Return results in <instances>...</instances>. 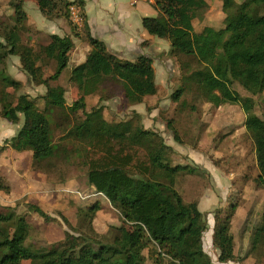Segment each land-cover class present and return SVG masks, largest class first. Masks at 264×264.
<instances>
[{
    "label": "trees",
    "instance_id": "trees-1",
    "mask_svg": "<svg viewBox=\"0 0 264 264\" xmlns=\"http://www.w3.org/2000/svg\"><path fill=\"white\" fill-rule=\"evenodd\" d=\"M35 1L47 18H69L67 9L76 3L85 19L83 0ZM24 2L15 3V25L8 27L4 40H0V66L5 67L10 56H18L22 70L36 85H45L47 91L37 97L27 93L16 96L23 83L0 70V116L13 124L21 123L22 118L17 134L6 139L5 146L31 150L35 166L41 167L46 161L66 154L68 159L77 152L76 148L54 142L52 107L75 112L85 102L80 98L67 106L66 88L51 86L44 75L43 67L54 62L53 79L68 67L69 52L74 47L72 37L51 34L38 50L25 44L21 36V23L27 17ZM155 6L159 15L143 17V27L151 35L169 40L172 54L195 63L188 73L190 64L183 62L184 82L195 85L218 106L239 104L245 111V126L251 133L260 170L257 183L264 187V119L254 112L252 97L233 89L238 83L252 95L264 94V0H224L225 27L205 26L202 30L196 29L194 20L208 8L207 0H156ZM84 33L92 50L83 63L71 70V83L92 95L115 82L131 105L158 93L152 56L120 59L102 40L92 36L87 24ZM182 93L180 89L174 97L179 99ZM84 113L85 118L74 124L65 138L89 147L82 148L87 181L119 211L121 224L112 227L113 236L101 234L94 226L101 206L95 203L79 207L76 223L63 215L68 229L61 241L46 251H27L32 222L29 215L8 206L6 211H0V264H145L144 251L148 247L154 251L152 264H216L204 246L208 215L198 202H186L176 188L178 176L193 169L187 164H171L173 147L157 131L144 127L141 113L133 111L130 118L112 123L105 119L101 106ZM7 188L0 177V190ZM27 206L46 221H56L40 206L30 202ZM232 207L231 215H215L212 243L219 250L221 263L241 259L235 254L232 225L238 205ZM247 255L255 257L257 264H264V207Z\"/></svg>",
    "mask_w": 264,
    "mask_h": 264
},
{
    "label": "rangeland",
    "instance_id": "rangeland-1",
    "mask_svg": "<svg viewBox=\"0 0 264 264\" xmlns=\"http://www.w3.org/2000/svg\"><path fill=\"white\" fill-rule=\"evenodd\" d=\"M207 1L208 8L194 20L196 29L202 30L205 26H212L216 29L225 27L227 14L224 9V0ZM16 2L17 0H0V40L2 41L8 27L15 25ZM144 2V6H142L144 14L147 16L159 15L155 4ZM72 8H76L75 10L79 13L76 14L79 16H82V13L76 3L67 9L69 18L65 19L76 30V27L81 24H79L80 21L74 19ZM23 9L27 17L21 23L22 40L25 44L33 45L38 50L49 40V35L44 33L42 24H37L34 21L38 20L36 11L37 13L41 11L35 0H25ZM65 10L66 7L63 12ZM154 37L160 39L155 35ZM160 51L163 53L162 55L159 53ZM160 51H151L157 58L155 68L160 76L159 91L156 95L147 97L140 104H129L123 88L115 82H109L98 92L87 95L77 84L71 83V88L68 87L70 69L65 70L62 73L64 77L57 80V85L65 84L68 88L64 96L67 106L74 104L80 98L84 99L85 106L75 112H70L66 108L63 110L52 107L50 114L54 127V142L56 144L61 142L69 149H77V152L72 153L68 159L66 154L43 163L42 167L50 171L51 179L46 187L48 188L47 196L43 203L36 199V195L31 196V200L38 204L41 203V208L56 221H46L38 213L30 212L27 206L28 201L25 198L27 196L15 203L13 199L7 202L0 199V202L4 203H0L3 205L0 206V211H6L8 206L4 205L9 203L14 204L12 207H16L17 213L29 215L33 229L26 241L25 250L38 252L51 249L61 241L68 229L62 219L63 215L76 222V209L70 207L78 204L87 206L95 201L89 198L92 190L86 180L87 167L82 153L87 145L77 141L73 143L71 138L65 137H68V130L74 124L85 118V111L101 106L102 114L111 123L130 118L133 111L141 113L145 128L157 131L166 143L170 141L177 146L178 149L173 148L174 152L170 154L171 164H187L193 171L187 170L180 174L176 188L186 202H198L199 208L208 215L209 230L204 235V246L216 264H221V262L216 258L218 249L212 243L215 215L217 212L221 218L227 214L231 215L234 212L232 206L238 205L233 219V232L239 258L245 255L248 237L251 238L254 228L260 223L264 207V187L257 183L260 170L251 133L245 126L246 113L239 104L224 103L218 106L210 102L195 85L186 84L183 80L186 73L182 67L183 62L190 64L188 73L196 67L195 63L187 57L172 54L170 51L167 54L165 49ZM9 58L5 67L0 66V70L6 74H8ZM43 69L45 77L54 81L55 79L50 75L55 70V62L54 65L44 66ZM166 71L169 73V78ZM1 89L2 83L0 91ZM180 89L183 90V93L179 99H176L174 94ZM233 89L240 92L242 96L252 97L255 102L254 112L264 119V94L252 95L238 83L233 85ZM23 91L24 86L15 95L17 96ZM40 104V107L43 108L44 104L42 102ZM87 148L89 147L87 146ZM196 150L198 151L196 152ZM28 152L32 155L31 151ZM190 154L195 159L190 158ZM210 160L224 173V183L212 176L204 166ZM67 178L73 180L64 184L62 180ZM37 181L39 182V180ZM5 183L8 185L6 181ZM35 190L43 191L41 187H36ZM244 216L245 220H243ZM121 221L119 212L107 203L97 215L95 226L99 233L110 237L115 234L112 227L121 224ZM144 253L147 256L145 264H152L151 257L154 253L152 247L145 249ZM252 260L249 258L247 263H253Z\"/></svg>",
    "mask_w": 264,
    "mask_h": 264
},
{
    "label": "crops",
    "instance_id": "crops-1",
    "mask_svg": "<svg viewBox=\"0 0 264 264\" xmlns=\"http://www.w3.org/2000/svg\"><path fill=\"white\" fill-rule=\"evenodd\" d=\"M83 1H84L85 19L83 18L84 23H82L79 27L77 26L76 30H74L70 26L69 22L64 17L46 18L41 14V12L37 13L36 11L35 13L36 16L38 17V20L37 21L34 20V21L37 24L38 23L42 24L43 31L45 34L48 35L58 34L60 36L70 35L72 37L74 41V47L69 52V65L65 70L67 69L72 70L73 67L83 63L86 60L90 51L92 50L90 43L85 38V33H84L85 24L88 25L92 36L102 40L106 44L108 50L112 54L119 57L120 59L135 60L140 55L153 56L151 51L156 52L160 50L163 51V49H165L167 50V54L170 51L171 43L169 40L163 38L156 39L154 35H151L143 27L142 19L143 17L147 16L146 14H144L142 9L145 0H83ZM159 53L161 55L163 54L161 51ZM154 60L156 64L157 58L154 57ZM7 72L11 77L23 83L24 86L23 93H27L32 97H36L44 94L47 91V87L45 85H36L35 83L32 82L29 76H27V74L22 70L20 58L18 56L13 55L11 56V58H9ZM62 73L58 78L56 79L54 78L55 79L54 81L46 77L49 81V84L51 86H58L56 82H58L57 80H60L59 78L64 77ZM166 73H167V77L169 78V73L167 71ZM54 74H55V70L52 72L50 77L53 76ZM69 77L70 75L68 76V80ZM159 78L160 76L158 75L156 70V81L158 84V88H160ZM68 82H69L68 87L71 88V82L70 81ZM60 85L68 89L65 86V84H60ZM147 97H151V96H147ZM21 124H22V118H21V123L13 124L9 122L7 119L0 116V147H2L0 149V177H2L8 183V185L6 184L8 187L7 190L6 189L0 190V199H2L3 201L6 200V202L8 200L12 201L13 199V202L15 203V201L17 202L22 197L27 196L25 198L28 202L40 206L42 204L41 203L38 204L32 201L31 196L36 195L37 197L36 199L42 203L45 201V197L47 196L48 193L46 192L48 190V188L46 187L48 183L51 181L50 171L45 167L35 166L33 159V152L31 150L17 151L8 145L5 146V140L15 136L18 130L20 129ZM167 144L172 146L174 149H178L177 146H175V144H173L170 141H168ZM28 151H31L32 155L29 154ZM197 151L198 150H196V152ZM189 157L195 159L191 154L189 155ZM204 166L211 173L212 176H214L221 183H224V178H225L224 173L215 164H213L211 160L206 162ZM69 179L71 178L62 180V182L64 184H67L68 182H71L73 180V179L71 180ZM37 180H39L40 183ZM88 186L92 190V194L89 195V198L95 200L94 202H92V204L98 203L101 206V209L97 212L98 215L99 212L104 208V205H107V203L111 205V203L103 194L96 192L93 186L89 184ZM36 187H41L43 191L41 192L36 191L35 190ZM33 191L36 193H32ZM2 194H5L7 196H3ZM13 205L9 203H5L4 206H13ZM89 205L87 204V206ZM87 206L78 204V205H72L70 208L76 209L77 212L76 217H77L79 207H87ZM96 218L94 220V226H95ZM69 220L72 223H76L71 219ZM243 220H245V216ZM232 225L234 226L233 221H232ZM64 237H65V233L61 238V240ZM247 241L248 244L246 247V252L244 256H241V259H239L238 261H230L223 264H257L256 259L253 258V256L247 255L250 249L249 237ZM235 244H236V238H235ZM216 251H217L216 258L218 259L219 250ZM235 254L237 255V257H239L236 245H235ZM249 258L253 259L252 260L253 263H247Z\"/></svg>",
    "mask_w": 264,
    "mask_h": 264
},
{
    "label": "built area",
    "instance_id": "built-area-1",
    "mask_svg": "<svg viewBox=\"0 0 264 264\" xmlns=\"http://www.w3.org/2000/svg\"><path fill=\"white\" fill-rule=\"evenodd\" d=\"M146 2H148L149 4H155L156 3V0H145ZM73 9V14L75 15L74 16V19L76 20V21H80L79 22V24H82V22H83V18H82V16H79L78 14V12H77V10H75L76 8H72ZM75 10V11H74ZM76 13H78V14H76Z\"/></svg>",
    "mask_w": 264,
    "mask_h": 264
}]
</instances>
